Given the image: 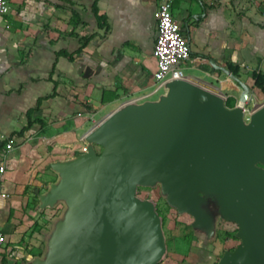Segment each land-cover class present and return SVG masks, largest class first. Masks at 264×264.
<instances>
[{
    "label": "water",
    "instance_id": "obj_1",
    "mask_svg": "<svg viewBox=\"0 0 264 264\" xmlns=\"http://www.w3.org/2000/svg\"><path fill=\"white\" fill-rule=\"evenodd\" d=\"M163 89L124 103L85 135L83 152L49 164L57 179L37 192L36 208L60 211L43 256L25 264H158L161 218L138 196L156 185L203 243L219 219L237 225L240 243L216 264H264V105L246 121L247 89L232 108L187 79Z\"/></svg>",
    "mask_w": 264,
    "mask_h": 264
},
{
    "label": "crops",
    "instance_id": "obj_2",
    "mask_svg": "<svg viewBox=\"0 0 264 264\" xmlns=\"http://www.w3.org/2000/svg\"><path fill=\"white\" fill-rule=\"evenodd\" d=\"M7 1L10 11L0 15V210L8 213L0 217L7 237L0 255L21 230L18 211L50 182L49 140L62 129L71 136L99 100L140 103L159 92L153 48L162 0ZM171 11L190 47L184 71L232 93L202 75L187 80L234 106L245 89L249 98L261 93L254 76H264V0H172Z\"/></svg>",
    "mask_w": 264,
    "mask_h": 264
},
{
    "label": "rangeland",
    "instance_id": "obj_3",
    "mask_svg": "<svg viewBox=\"0 0 264 264\" xmlns=\"http://www.w3.org/2000/svg\"><path fill=\"white\" fill-rule=\"evenodd\" d=\"M192 64L188 63V67ZM185 74H193L195 76H206L197 70H185ZM154 75V73H153ZM205 76V77H204ZM214 85L220 86L219 83L210 79ZM243 81L247 78L242 77ZM224 93L229 92L227 88H222ZM164 89L152 96L150 99L155 100L159 97ZM239 91L234 92V94ZM248 93H250L248 91ZM233 94V95H234ZM222 95V94H219ZM225 104L232 105V98L226 100ZM120 103V102H119ZM116 103L107 106L105 102L99 100L93 103L94 111L92 114L81 117L78 120L80 127L77 130L71 131L73 134L65 135L62 129L61 135L58 138L49 140L45 145V158L50 162L46 164L45 169H49V164L57 160H67L73 158L78 153L85 150V135L103 121L108 115L118 109L121 105ZM264 105V94L255 92V97L249 98L244 104L245 120L248 121L249 116L256 109ZM99 150L98 147H96ZM44 159V160H45ZM52 172L50 182L57 179V175ZM49 174V173H48ZM44 191L46 186H41ZM33 190V188H32ZM138 196L142 199H150L155 203V209L161 218V228L166 244V252L164 258L158 264H216L225 250H233L240 240L236 237L237 225L231 221L219 219L216 223V236L208 243H203L202 238L192 230L193 218L189 214H179L177 210L168 205L165 197L161 194L159 185L153 187H139ZM38 198H33L28 202V206L20 209L16 215L15 224L21 229L17 235L10 237L7 250L0 255V264H25L36 257H42L45 251L44 234L50 228L52 220L59 214L60 207L45 208L38 210L36 208ZM8 213L7 209L0 210V217Z\"/></svg>",
    "mask_w": 264,
    "mask_h": 264
},
{
    "label": "built area",
    "instance_id": "obj_4",
    "mask_svg": "<svg viewBox=\"0 0 264 264\" xmlns=\"http://www.w3.org/2000/svg\"><path fill=\"white\" fill-rule=\"evenodd\" d=\"M172 0H162L156 11L157 39L153 48V56L157 60V69L153 78L156 83L154 93L163 88L171 80L187 79L183 65L190 59V47L180 23L172 15ZM7 0H0V15L9 13ZM10 148V145L7 146ZM6 167L0 164V178ZM7 244L6 235L0 230V252Z\"/></svg>",
    "mask_w": 264,
    "mask_h": 264
},
{
    "label": "trees",
    "instance_id": "obj_5",
    "mask_svg": "<svg viewBox=\"0 0 264 264\" xmlns=\"http://www.w3.org/2000/svg\"><path fill=\"white\" fill-rule=\"evenodd\" d=\"M67 57L69 59H72L71 56H68L67 55ZM254 85H255V88H256L257 91H260L261 93L264 94V76L263 75L258 74V75H255L254 76ZM227 106L230 107V108H232L234 106V103L232 105H228L227 104ZM86 109L90 110L89 107H86Z\"/></svg>",
    "mask_w": 264,
    "mask_h": 264
}]
</instances>
